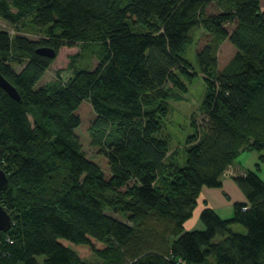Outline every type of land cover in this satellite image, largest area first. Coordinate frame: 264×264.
Returning a JSON list of instances; mask_svg holds the SVG:
<instances>
[{"label": "trees", "instance_id": "16d2710c", "mask_svg": "<svg viewBox=\"0 0 264 264\" xmlns=\"http://www.w3.org/2000/svg\"><path fill=\"white\" fill-rule=\"evenodd\" d=\"M215 2L221 9L210 13ZM0 71L18 90L0 86V167L9 177L0 203L12 216L0 231V264H264V180L255 170L236 181L247 196L230 218L205 207L204 229L185 230L203 187L243 151L264 161V12L260 0H0ZM33 29L38 39L20 30ZM197 50L207 84L200 125L172 158L163 120L169 98L188 93L198 73L186 48ZM237 51L219 70L218 48ZM100 47L93 68L36 88L63 47ZM14 63L23 64L17 71ZM96 118L91 141L101 147L109 175L88 157L76 129L82 102ZM119 214L120 216L116 215ZM233 223L246 227L233 231ZM44 257L40 261V257Z\"/></svg>", "mask_w": 264, "mask_h": 264}, {"label": "rangeland", "instance_id": "374dc122", "mask_svg": "<svg viewBox=\"0 0 264 264\" xmlns=\"http://www.w3.org/2000/svg\"><path fill=\"white\" fill-rule=\"evenodd\" d=\"M220 10L221 9L216 5L215 2H211L208 7V12L210 13H216ZM0 29L8 30L12 34L18 32L14 26L10 25L9 22L2 19L1 17ZM20 31L21 33L23 32L25 35L33 39H38L41 36L37 30L33 29H22ZM208 39L209 36L204 35L202 33V30H200L197 32L196 41L187 46L186 56L194 65V68L198 73L194 76V80L190 84V90L188 93H174V95L169 98V114L163 120V132L164 134L168 135L170 139L172 152L176 149H180V152L175 154V156L172 158V160H175L179 165H183V163H185L186 161V152L183 148H181V146L185 144L187 136L194 132V128L191 124L192 118L194 119L196 125H200L202 119L204 118L205 112L203 111V109H201V105L205 97L207 84L204 74L199 70L196 52L205 45ZM234 49H236V47L229 39H225L220 44L218 48V55L220 58L219 67L224 68L226 66V63L232 57ZM99 51L100 47L98 45H93L88 49L80 43L74 47L66 46L61 48L56 57L53 58L54 61L47 69L44 76L36 84V88H39L50 80L55 79L57 76V71L59 70L62 71L63 78H67L69 75H71V70L68 68L70 66V63L73 61L72 56L75 53H78L76 62L78 61L77 65L79 67H87L89 69H93L99 62ZM22 66L23 64L21 63H14V67L17 71H20L22 69ZM77 112L81 116L82 123L76 129V131L81 137L83 149L85 150L88 157L100 164L106 174L109 175L110 171L107 157L103 153H101V147L99 145H94L91 141L89 128L97 115L91 102L85 99L78 108ZM246 152L250 153V151L248 150H246ZM251 152L257 153L258 155L262 153L255 150ZM258 163H260L258 173L261 176L260 172L261 169H264V161L260 160V156ZM255 166L257 167V165ZM116 215L120 216L117 213ZM230 227L233 231H246V227L240 223H233L230 225ZM185 230L188 229L185 228ZM43 258V256L40 257V261H43ZM84 258L88 263L97 264L100 262V259L93 253L86 254Z\"/></svg>", "mask_w": 264, "mask_h": 264}, {"label": "crops", "instance_id": "0c3cea01", "mask_svg": "<svg viewBox=\"0 0 264 264\" xmlns=\"http://www.w3.org/2000/svg\"><path fill=\"white\" fill-rule=\"evenodd\" d=\"M260 7L264 12V0H260ZM236 51L237 49H234L232 57L235 55ZM218 68L219 70L223 69L219 66ZM259 156L260 154L258 155L251 151L250 153L243 151L223 172L221 177L222 185L220 187H203L198 198V205L193 216L185 222V228L188 230L204 228V224L200 220V215L205 207L214 208L224 218L232 217L235 203L246 202L248 199L237 183L236 177L245 176L249 170H255V165L258 163ZM260 174L262 176L261 178L264 180V169H261Z\"/></svg>", "mask_w": 264, "mask_h": 264}, {"label": "water", "instance_id": "95a60500", "mask_svg": "<svg viewBox=\"0 0 264 264\" xmlns=\"http://www.w3.org/2000/svg\"><path fill=\"white\" fill-rule=\"evenodd\" d=\"M38 53L55 58L57 52L54 48L48 46L38 47L36 50ZM0 86L6 90L10 96L16 100H21V96L16 87L2 74L0 71ZM9 184V177L6 171L0 167V193L3 189L7 188ZM12 225V216L9 211L0 203V231L8 230Z\"/></svg>", "mask_w": 264, "mask_h": 264}, {"label": "built area", "instance_id": "2783aa9c", "mask_svg": "<svg viewBox=\"0 0 264 264\" xmlns=\"http://www.w3.org/2000/svg\"><path fill=\"white\" fill-rule=\"evenodd\" d=\"M205 115V114H204ZM179 264H184L182 261H179Z\"/></svg>", "mask_w": 264, "mask_h": 264}]
</instances>
